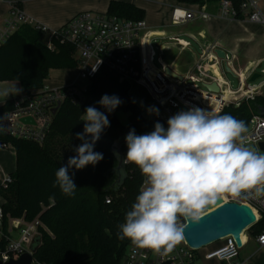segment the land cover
Listing matches in <instances>:
<instances>
[{
  "label": "trees",
  "instance_id": "1",
  "mask_svg": "<svg viewBox=\"0 0 264 264\" xmlns=\"http://www.w3.org/2000/svg\"><path fill=\"white\" fill-rule=\"evenodd\" d=\"M221 1L224 0H178L180 4L200 7ZM226 1L232 3L237 20L245 17L241 7L247 0ZM107 14L134 21L145 18L144 10L116 0L111 1ZM41 39L42 33L37 28L20 27L0 50V81H18L29 95L44 87L50 70L77 68L72 46L54 41L56 50H52ZM130 89V83L121 82L117 75L103 69L88 87L82 106L70 102L62 105L43 146L3 135L2 116L13 108L15 100L0 107V147L11 145L17 158V169L10 175L7 189L0 190L1 204L6 219L24 217L33 221L38 217L43 223L41 245L35 254L40 263L120 264L132 244L128 239L119 238V226L131 210L145 177L138 167L130 164L124 183H119L114 143L121 133H128L130 129H135L137 135L150 133L159 121L145 119L131 98ZM105 94L115 95L122 101L110 113L98 103ZM89 106L104 112L110 121L94 146V151L102 153L103 159L95 166L69 170L77 186L75 196L69 197L58 185L54 186L55 173L67 164L69 157L76 155L74 144L82 143L76 134L83 132L85 121L82 117ZM263 111L264 97L258 96L239 107L230 105L220 115L230 114L243 120L248 131L251 118L261 116ZM119 112L129 114L127 126L118 119ZM163 125L167 128V124ZM122 151L126 157V150L122 148ZM262 229L263 225H257L248 233L256 236Z\"/></svg>",
  "mask_w": 264,
  "mask_h": 264
},
{
  "label": "built area",
  "instance_id": "2",
  "mask_svg": "<svg viewBox=\"0 0 264 264\" xmlns=\"http://www.w3.org/2000/svg\"><path fill=\"white\" fill-rule=\"evenodd\" d=\"M220 8L222 19L237 20V12L230 1H221ZM241 10L250 22L264 24L258 1H245ZM197 17L207 20L210 15L202 10L175 9L172 19L176 25H185ZM24 25L37 28L42 34H49L50 41L47 46L52 50H56L54 41L72 46L74 57L78 61L79 77L90 84L106 69L117 75L121 82H138L145 85L159 108L155 118L163 124H167L168 118L180 111L200 108L220 115L230 105L239 107L243 102L256 98V91L250 86L245 87L243 78L240 79V89L232 92L230 96H225L222 90L214 93L201 89V85L210 86L213 81L209 62L214 63L219 59L213 47L207 49L194 70L186 77L174 78L165 71L156 69L153 66L155 54H145L142 50L143 34L148 30L145 20L134 21L107 13L85 11L75 15L57 31L51 32L48 27L37 25L17 4H13L10 6L8 17L0 26V50ZM87 90L88 87L83 89L74 85L55 89L43 87L15 100L13 108L2 116V134L43 146L57 114L53 113L54 110L58 112L65 102L82 106L86 101ZM23 119H31L33 122L25 124ZM243 135L244 146L254 144L260 149L261 146L264 148V117L254 115L248 131ZM9 146L11 145H5L4 148ZM10 181V176H5L0 190L7 189ZM223 199L225 203L243 204L253 209L257 220L252 227L263 225L262 232L255 236L257 244L263 248L264 197L246 199L244 196H226ZM179 222L183 226L186 224L183 218ZM41 229L45 228L38 217L33 221H27L24 217L6 219L0 204V263L8 264L18 261L25 254H31L33 264H44L37 261L36 253L31 251L33 240L40 236ZM222 241H225L224 244L207 252L205 260L240 264L241 250L246 241L243 240L242 248L237 246L231 236ZM199 251L188 247L184 239L171 253L164 256L130 244L120 264H198Z\"/></svg>",
  "mask_w": 264,
  "mask_h": 264
},
{
  "label": "clouds",
  "instance_id": "3",
  "mask_svg": "<svg viewBox=\"0 0 264 264\" xmlns=\"http://www.w3.org/2000/svg\"><path fill=\"white\" fill-rule=\"evenodd\" d=\"M3 95L7 97L8 91ZM98 103L110 113L122 101L105 94ZM151 111L158 114V109ZM82 120L83 132L76 134L82 143L76 155L55 173L54 186L69 197L75 196L77 188L69 170L95 166L103 159L94 146L110 126L107 115L93 106L86 108ZM246 131L243 120L200 108L171 116L167 128L157 122L153 131L141 135L130 129L125 158L140 169L145 186L119 226V238L168 255L184 239L181 218L199 221L226 196L264 197V155L244 146Z\"/></svg>",
  "mask_w": 264,
  "mask_h": 264
},
{
  "label": "crops",
  "instance_id": "4",
  "mask_svg": "<svg viewBox=\"0 0 264 264\" xmlns=\"http://www.w3.org/2000/svg\"><path fill=\"white\" fill-rule=\"evenodd\" d=\"M111 1L0 0V26L8 17L10 6L13 4H17L37 25L46 26L51 32H54L68 23L78 13L85 11L103 14L108 13ZM116 1L131 3L137 8L144 10V20L148 25V30L143 34L142 50L145 54H155L153 66L156 69H159L155 66L156 53L151 47V42L154 39H160L162 41L159 57L162 68L159 70L166 72L169 69L181 78L191 73L199 59L207 52V49L213 47L214 51L221 50L225 52L227 58L226 60L217 59L214 63L209 62L213 76V81L210 86L216 85L219 88V92L222 90L225 96H230L235 91L232 90L230 82L226 78L225 63L227 62L232 71L237 75L236 78H239V80L243 78L245 80L244 85L247 87L250 86L251 83L249 82L256 75L258 67L264 62V24L252 23L246 17L241 20L222 19L220 16V3H210L200 7L198 5L180 4L178 0ZM256 1H258L259 9L264 17V0ZM175 9L202 10L208 13L210 18L203 20L197 17L185 25H176L172 19ZM132 83L144 89L155 103L145 85L138 82ZM132 83H130L131 98L140 107L146 120L155 118L157 113L154 112V114L150 115L151 111L147 107L146 102L132 92ZM73 85L83 89L90 86V83L79 77L78 68L52 69L44 81V87L52 89ZM241 85L242 83L240 81V87ZM250 87L256 91V97H264V84ZM5 91L9 93L7 97L3 95ZM26 95L20 82L0 81V107L9 101L20 99ZM122 113L119 112L117 114L119 120V116ZM123 126H127V124ZM16 169L17 158L14 147H0V187L4 177L14 174ZM1 203L2 198L0 196ZM245 237L246 245L244 248L250 247L246 254H240L239 263L264 264V247H259L255 236L251 233L247 232Z\"/></svg>",
  "mask_w": 264,
  "mask_h": 264
},
{
  "label": "water",
  "instance_id": "5",
  "mask_svg": "<svg viewBox=\"0 0 264 264\" xmlns=\"http://www.w3.org/2000/svg\"><path fill=\"white\" fill-rule=\"evenodd\" d=\"M216 54L218 55L219 59L226 60L227 58L225 52L221 50H217ZM166 73L174 78H181L175 75L169 69L166 71ZM225 73L231 74L235 78L237 77L227 62L225 63ZM259 78H261V75L256 74L252 77L249 83H255ZM204 88L210 92H219V88L216 85L204 86ZM53 113L56 114L57 110H54ZM261 117H264V111L262 112ZM22 122L29 124L33 121L31 119H23ZM126 135L127 133H121L119 135V138L114 143L113 150L118 160L116 174L119 178L120 184H123L127 177V166L130 164L136 166L131 162H127L122 151V148H124L127 153V145L125 142ZM261 149L264 151L263 146H261ZM256 220V214L249 206L238 203H225L224 199H220L207 209L199 221L186 220L183 232L184 241L188 247L198 251L231 236L236 241L237 246L242 248V236L256 223ZM40 245L41 237L38 235L34 238L31 247L33 254L37 252ZM32 262L33 256L31 254H25L18 261H11L8 264H33Z\"/></svg>",
  "mask_w": 264,
  "mask_h": 264
},
{
  "label": "rangeland",
  "instance_id": "6",
  "mask_svg": "<svg viewBox=\"0 0 264 264\" xmlns=\"http://www.w3.org/2000/svg\"><path fill=\"white\" fill-rule=\"evenodd\" d=\"M42 42L45 45L49 44L50 41V35L49 34H42ZM161 44L162 41L160 39H154L151 42V47L154 50V52L156 53V58H155V66L159 69L162 68V65L160 64L159 61V57H160V48H161ZM256 74L262 75V78H260L258 81H256L254 84H250V86L253 85H260V84H264V62L261 63V65L258 67ZM226 78L227 80L230 82V86L232 88L233 91H237L240 87V80L239 78H235L233 75L231 74H226ZM201 89L205 90V88L203 87V85H201ZM132 92L136 94V96L138 98H140L141 100H143L144 102H146L147 107L149 108V110L151 111V109H158L157 104L154 103L151 99V96H149L148 93H146V91H144V89L138 87L135 83H132ZM156 113V112H155ZM154 114V111L150 112V115ZM129 114L127 113H122L120 114L119 118L121 120V123L124 125H128L129 123ZM128 122V123H127ZM77 145L74 144V148L76 149ZM246 147L250 148L251 150L256 151L258 154L264 155V151H262L260 149L259 146H256L254 144H249L246 145ZM225 241H220L216 244H213L211 246L206 247V249H202L199 251V256H198V264H222L217 260H212V261H206L205 260V255L207 254L208 251H211L213 249H215L218 246H221L222 244H224ZM249 247L247 248H243L241 250V254L244 255L249 251Z\"/></svg>",
  "mask_w": 264,
  "mask_h": 264
},
{
  "label": "bare ground",
  "instance_id": "7",
  "mask_svg": "<svg viewBox=\"0 0 264 264\" xmlns=\"http://www.w3.org/2000/svg\"><path fill=\"white\" fill-rule=\"evenodd\" d=\"M243 240H244V241L246 240L245 234L243 235Z\"/></svg>",
  "mask_w": 264,
  "mask_h": 264
}]
</instances>
